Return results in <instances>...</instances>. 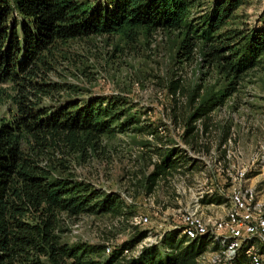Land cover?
I'll list each match as a JSON object with an SVG mask.
<instances>
[{
    "label": "trees",
    "instance_id": "16d2710c",
    "mask_svg": "<svg viewBox=\"0 0 264 264\" xmlns=\"http://www.w3.org/2000/svg\"><path fill=\"white\" fill-rule=\"evenodd\" d=\"M248 2L0 0V104L8 99L16 107L10 119L0 120V264H197L211 236L189 240L181 228L165 231L159 241L144 245L132 257L124 252L150 235L149 230L138 229L108 253V244L64 240L66 224L80 216L133 213L118 192L75 178L69 170L71 158L76 154L86 158L89 152L106 155L105 138L119 132H142L161 142L164 137L158 134V126L137 125L140 120L128 115L127 102L118 96L42 105V96L50 93L53 84L41 81V68L52 50L66 47L71 40L118 34L133 51L142 37L176 36L177 63L190 64L200 53L225 83L193 106L185 134L197 138L196 122L207 131L209 114L249 74L264 70V9L253 24L236 21L239 16L234 15ZM201 88L193 92L192 105ZM181 91L176 79L171 93ZM153 150L159 159L145 178L149 194L160 178L193 164L177 146ZM225 199L213 194L202 201L219 205ZM245 248L239 249L231 264H248L247 251L252 247Z\"/></svg>",
    "mask_w": 264,
    "mask_h": 264
},
{
    "label": "rangeland",
    "instance_id": "374dc122",
    "mask_svg": "<svg viewBox=\"0 0 264 264\" xmlns=\"http://www.w3.org/2000/svg\"><path fill=\"white\" fill-rule=\"evenodd\" d=\"M249 1L235 12L239 16L236 21L253 24L263 11L264 0ZM142 39L133 51L118 34L71 40L66 47L52 50L41 68V81L53 84L50 93L42 96V105L118 96L127 102L128 115L140 120L137 125L158 126V134L164 137L161 142L142 132H119L105 138L106 155L89 152V157L76 154L71 158L69 170L75 178L118 192L133 213L80 216L66 224L64 240L108 244V253L110 247L132 237L138 229L149 230L150 235L124 252L132 257L144 245L159 241L165 231L186 226L183 218L194 214L206 224L204 236H211L197 264H226L221 261L223 251L234 247L238 255L243 246L252 247L264 264V241L255 236L238 239L244 235L243 227L230 222L235 210L232 199L245 190L252 191L253 201L244 211L250 212L255 222L264 217V200L259 197L264 193V70L249 74L238 90L209 114L207 131L198 120V137L187 138L185 129L193 106L202 97L220 91L225 83L203 62L200 53L190 64L177 63L176 36L155 33ZM176 79L182 91L174 95L171 87ZM200 85V98L192 105L191 96ZM15 112L8 99L0 104V120L10 119ZM159 146L185 150L193 164L160 178L149 194L145 178L159 159L153 150ZM213 194L223 196L226 202L202 201ZM139 215L147 221L138 223ZM233 229L235 238L230 236Z\"/></svg>",
    "mask_w": 264,
    "mask_h": 264
},
{
    "label": "bare ground",
    "instance_id": "6f19581e",
    "mask_svg": "<svg viewBox=\"0 0 264 264\" xmlns=\"http://www.w3.org/2000/svg\"><path fill=\"white\" fill-rule=\"evenodd\" d=\"M252 195H253L252 191L245 190V193L243 192L242 194L241 193L236 194L233 197L232 201H233V205L235 206V208H234L235 210L233 212L234 214L232 215V218L230 219V222L232 224L238 225L241 217H245L248 214L249 218L247 219V226L252 227L255 230H257L261 237L260 236H255V237L264 241V217L259 218V220H257L255 222V221H253V216L251 215V213L244 211L245 209L249 210V209H247V207H249L252 204V201H253ZM236 199H242V204L240 206L236 207ZM146 218H147L146 216L139 215L137 222L138 223L139 222L144 223L143 221H145V222L147 221ZM183 219H185L184 221L186 223V226L184 225L183 228L181 227V230L183 233L188 235V237L190 239H196V238L204 236V233L206 231V224L201 219L196 218V216L194 214H189V215H187L186 218H183ZM237 227H243V226H237ZM232 231H234V230H232ZM232 231H231V233H232ZM243 233H244V230H243ZM249 239L251 240V238H249ZM245 240L246 239H244L243 241H245ZM232 253H234V254H232ZM235 253H236V250H234V247L228 248L227 250L223 251L222 260L224 262L231 261L235 257ZM247 255L251 259V264H260L259 256L253 251L252 248L248 249Z\"/></svg>",
    "mask_w": 264,
    "mask_h": 264
},
{
    "label": "built area",
    "instance_id": "2783aa9c",
    "mask_svg": "<svg viewBox=\"0 0 264 264\" xmlns=\"http://www.w3.org/2000/svg\"><path fill=\"white\" fill-rule=\"evenodd\" d=\"M242 204V199H236V207L240 206ZM184 212V211H181ZM249 218L248 214L245 217H241L240 222L238 223L237 226H243V230H244V235L242 237H254V236H260L259 232L257 230H255L252 227H248L247 226V219ZM235 229V228H234ZM233 229V230H234ZM233 238H235V230L232 231L231 235ZM242 237H237L242 238ZM261 237V236H260ZM157 241L154 242H150L151 244H155ZM140 250V249H139ZM141 251V250H140ZM139 251V252H140ZM139 252H136V255H139ZM234 254V253H232ZM230 264V261L227 263Z\"/></svg>",
    "mask_w": 264,
    "mask_h": 264
},
{
    "label": "crops",
    "instance_id": "0c3cea01",
    "mask_svg": "<svg viewBox=\"0 0 264 264\" xmlns=\"http://www.w3.org/2000/svg\"><path fill=\"white\" fill-rule=\"evenodd\" d=\"M248 178H250V175H248ZM250 179H252V178H250ZM259 197H260V200H262V201H263V200H264V193H263V194H261Z\"/></svg>",
    "mask_w": 264,
    "mask_h": 264
}]
</instances>
